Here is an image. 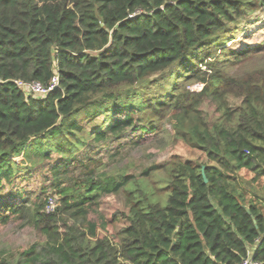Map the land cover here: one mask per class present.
<instances>
[{
  "label": "trees",
  "instance_id": "trees-1",
  "mask_svg": "<svg viewBox=\"0 0 264 264\" xmlns=\"http://www.w3.org/2000/svg\"><path fill=\"white\" fill-rule=\"evenodd\" d=\"M259 9L264 0H0V191L2 181L13 186L11 158L57 134L42 156L52 193L33 202L15 188L2 195L0 223L21 222L43 239L0 264H264V196L256 191L264 180V72L229 74L261 51L243 42L261 23L251 15ZM154 78L163 90L132 103ZM16 82L48 92L41 98ZM225 93L240 104L225 99L218 119H202L198 104ZM79 112L109 121L95 142L121 138L138 122L157 132L153 118L171 113L175 136L213 164L178 163L160 201L123 172L66 178L64 187ZM143 112L144 121L134 117ZM130 184L136 201L109 231L101 201Z\"/></svg>",
  "mask_w": 264,
  "mask_h": 264
},
{
  "label": "rangeland",
  "instance_id": "rangeland-1",
  "mask_svg": "<svg viewBox=\"0 0 264 264\" xmlns=\"http://www.w3.org/2000/svg\"><path fill=\"white\" fill-rule=\"evenodd\" d=\"M251 15L255 19L262 17L261 23H257V26L254 25L253 31L249 33L247 38L243 39V42L260 46L261 51L254 55H249L251 57L239 65H232L231 69H229V74L237 78H244L247 74H250V78L260 79L264 72V10L253 11ZM241 36V34L237 35V37ZM201 69L203 70L204 68ZM155 80L158 82L148 86L145 91L135 96L132 103L138 101L143 104L145 102L143 97H152L153 94L158 95L163 90L164 80L160 82L158 78H154ZM192 88L199 91L201 87L194 85ZM31 92L33 95H39L37 89L36 92ZM143 94L146 96H143ZM225 99L235 105L240 104L241 101L239 96L232 94V97H230L226 93L217 98H206L198 104L199 116L208 123H212L221 116L217 110L219 109V103ZM164 115H167V118L162 121L158 118H153L155 125L159 128L157 132H151L149 127H143V122L141 124L138 122L134 124L135 127L130 128L121 138L110 137L107 141L95 142L93 134L99 129H105L109 121L103 114L93 119H87L84 112H79L72 119L81 127V131L75 132L77 141H73L75 145L72 152L73 160L66 168L67 174L65 178L61 177V182H66L62 186L66 187V178L70 180L79 179L81 182H85L89 177L96 180L98 176H110L123 172L126 176L138 178L142 193L148 199L160 201L161 189L170 180L169 170L175 168L178 163L191 161L200 165L213 164L208 160L206 154L193 149L180 137L175 136L173 128L175 120L172 114L167 112ZM147 116L143 112L136 114L134 117L144 121ZM122 117L123 113L119 115V119H122ZM54 138L44 141L43 145H38V147L32 146L23 153L25 155L21 154L11 158L15 162L12 167V172L14 173L13 186L8 188L5 181L1 182L4 189L0 191V217L3 216L6 209L2 202V195L7 191H12L14 188L21 190L26 200L30 202L35 201L37 198L44 199L48 194L52 193L51 187L55 178L47 172L48 162H44L42 156L44 150L50 146ZM155 164L163 168L155 171L153 178L150 179L151 181H142L143 179L139 178L141 172ZM241 173L247 179L253 176L252 173ZM151 182L154 184L152 185ZM263 189L264 180L262 179L258 187H256V191L264 196ZM136 190L137 187L134 184H130L126 192L117 193L101 201L100 212L108 222L107 228L109 231H113L116 226L120 227L125 223L124 219L128 212L129 204L136 201V197L132 196L133 193L137 192ZM114 216H117L115 221ZM42 239L34 229L21 222L0 223V261L15 257L16 254L28 249ZM11 263L16 264V260Z\"/></svg>",
  "mask_w": 264,
  "mask_h": 264
},
{
  "label": "built area",
  "instance_id": "built-area-1",
  "mask_svg": "<svg viewBox=\"0 0 264 264\" xmlns=\"http://www.w3.org/2000/svg\"><path fill=\"white\" fill-rule=\"evenodd\" d=\"M17 83V85L19 86V87H22V88H24V90L26 91H28V92H30V91H33V92H36V89H37V91H38V93H39V95L38 96H40L41 98H43L46 94H47V92H48V89H44V88H42L41 86H39L38 84H33V83H30V84H23L22 82H16ZM50 90V89H49ZM32 93V92H31ZM50 209L48 208L47 209V211H49ZM243 264H254V263H252L250 260L249 261H247V262H244Z\"/></svg>",
  "mask_w": 264,
  "mask_h": 264
},
{
  "label": "water",
  "instance_id": "water-1",
  "mask_svg": "<svg viewBox=\"0 0 264 264\" xmlns=\"http://www.w3.org/2000/svg\"><path fill=\"white\" fill-rule=\"evenodd\" d=\"M202 173H203V169H202ZM203 176H204V174H203ZM204 180H205V182H206V179H205V177H204Z\"/></svg>",
  "mask_w": 264,
  "mask_h": 264
}]
</instances>
